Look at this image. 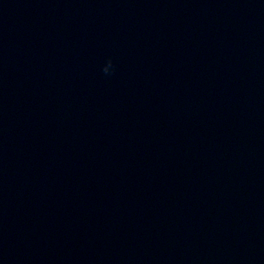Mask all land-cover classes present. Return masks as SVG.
I'll return each mask as SVG.
<instances>
[{"label": "water", "instance_id": "obj_1", "mask_svg": "<svg viewBox=\"0 0 264 264\" xmlns=\"http://www.w3.org/2000/svg\"><path fill=\"white\" fill-rule=\"evenodd\" d=\"M0 264H264V0H0Z\"/></svg>", "mask_w": 264, "mask_h": 264}, {"label": "clouds", "instance_id": "obj_2", "mask_svg": "<svg viewBox=\"0 0 264 264\" xmlns=\"http://www.w3.org/2000/svg\"><path fill=\"white\" fill-rule=\"evenodd\" d=\"M113 68V62L111 59L108 60L107 64L105 65V67L103 68V71L105 74H109L110 69Z\"/></svg>", "mask_w": 264, "mask_h": 264}]
</instances>
